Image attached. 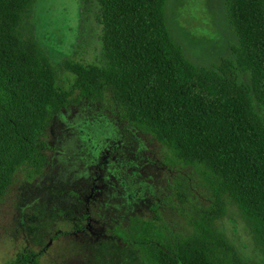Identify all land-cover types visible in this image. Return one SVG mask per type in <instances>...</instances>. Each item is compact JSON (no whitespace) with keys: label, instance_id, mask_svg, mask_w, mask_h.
Returning a JSON list of instances; mask_svg holds the SVG:
<instances>
[{"label":"trees","instance_id":"16d2710c","mask_svg":"<svg viewBox=\"0 0 264 264\" xmlns=\"http://www.w3.org/2000/svg\"><path fill=\"white\" fill-rule=\"evenodd\" d=\"M38 0H0V203L15 175L47 164L46 129L62 108L102 102L106 94L128 124L168 152L166 163L189 168L209 194L173 184L183 223L127 217L112 229L139 264H264V0H224L237 41L214 67L188 60L166 26L167 0H80L96 5L97 64L53 62L36 38ZM71 75L67 85L59 75ZM240 74L248 82L240 80ZM247 226L261 262L240 257L219 220L229 208ZM20 249L4 264H38Z\"/></svg>","mask_w":264,"mask_h":264},{"label":"rangeland","instance_id":"374dc122","mask_svg":"<svg viewBox=\"0 0 264 264\" xmlns=\"http://www.w3.org/2000/svg\"><path fill=\"white\" fill-rule=\"evenodd\" d=\"M96 5L80 0H38L33 24L53 62L69 57L100 61ZM166 26L192 63L214 67L230 56L237 36L224 0H167ZM240 80L248 82L244 74ZM71 75H59L67 85ZM264 121V109L254 103ZM47 164L32 177L18 172L0 203V264L20 249L39 252L38 264H139L112 229L130 215L161 216L183 223L174 197L178 177L190 181L201 201L209 194L189 168L166 163L168 152L152 136L128 124L109 94L102 102L68 105L55 114L44 135ZM220 228L241 258L261 262L245 223L230 207Z\"/></svg>","mask_w":264,"mask_h":264}]
</instances>
